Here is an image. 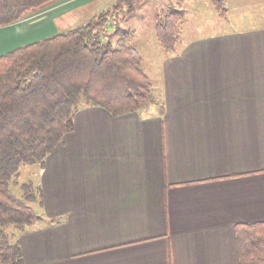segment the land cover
Returning a JSON list of instances; mask_svg holds the SVG:
<instances>
[{
    "label": "crops",
    "instance_id": "0c3cea01",
    "mask_svg": "<svg viewBox=\"0 0 264 264\" xmlns=\"http://www.w3.org/2000/svg\"><path fill=\"white\" fill-rule=\"evenodd\" d=\"M53 17L0 27V54L55 33ZM156 81L161 111L74 113L25 264H239L235 225L264 221V26L182 36Z\"/></svg>",
    "mask_w": 264,
    "mask_h": 264
},
{
    "label": "trees",
    "instance_id": "16d2710c",
    "mask_svg": "<svg viewBox=\"0 0 264 264\" xmlns=\"http://www.w3.org/2000/svg\"><path fill=\"white\" fill-rule=\"evenodd\" d=\"M57 1L0 0V27ZM211 1L224 18L225 1ZM111 13L107 8L85 23L0 54V264H25L19 233L35 218L33 208L9 190L20 164L43 168L82 107L99 106L119 116L155 103L130 31L123 30L114 43L99 38ZM180 18L174 10L155 21L157 40L170 54L178 53ZM235 235L239 264H264V221L238 223Z\"/></svg>",
    "mask_w": 264,
    "mask_h": 264
},
{
    "label": "rangeland",
    "instance_id": "374dc122",
    "mask_svg": "<svg viewBox=\"0 0 264 264\" xmlns=\"http://www.w3.org/2000/svg\"><path fill=\"white\" fill-rule=\"evenodd\" d=\"M224 1L227 15L223 18L219 16L211 0H59L43 10L30 13L24 21L34 20L48 13L55 15L53 23L57 30L68 29L89 21L93 15L109 8L112 11L111 17H108L107 27L99 38L114 43L123 30L130 31V43L140 56V66L150 78L151 92L155 100V103L142 108L140 112L151 109L161 111L162 102L156 78L162 58L170 53L163 49L157 40L156 18L164 17L174 10L179 11V16L182 17L179 20L180 42L182 36H204L243 27L264 26V0H242L241 3H238L239 0ZM176 47H179V44ZM41 169L38 164L22 163L9 184L12 194L23 199L35 212V218L27 230L44 216L38 191ZM26 194L31 201L27 199ZM25 232H20L19 237Z\"/></svg>",
    "mask_w": 264,
    "mask_h": 264
}]
</instances>
